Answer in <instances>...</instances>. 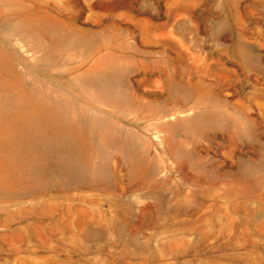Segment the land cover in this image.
<instances>
[{
	"label": "rangeland",
	"instance_id": "374dc122",
	"mask_svg": "<svg viewBox=\"0 0 264 264\" xmlns=\"http://www.w3.org/2000/svg\"><path fill=\"white\" fill-rule=\"evenodd\" d=\"M0 264H264V0H0Z\"/></svg>",
	"mask_w": 264,
	"mask_h": 264
},
{
	"label": "bare ground",
	"instance_id": "6f19581e",
	"mask_svg": "<svg viewBox=\"0 0 264 264\" xmlns=\"http://www.w3.org/2000/svg\"><path fill=\"white\" fill-rule=\"evenodd\" d=\"M19 98V97H18ZM22 108H24V110L26 112H28L29 114L31 112H37V107L35 105V103L29 99L26 100L22 106ZM53 112H51L52 114ZM49 114V115H51ZM54 115V114H52ZM69 124V122H68ZM101 127V126H100ZM67 128V127H65ZM107 129V128H106ZM109 129V128H108ZM66 130V129H65ZM70 131V130H69ZM105 133V132H103ZM113 133V132H112ZM101 135V133H100ZM69 137L73 138L74 134L72 131H70L69 133ZM108 138V137H107ZM75 139V138H74ZM105 139V138H104ZM109 139V138H108ZM77 141V140H76ZM116 142V141H115ZM106 146V145H104ZM108 147V146H107ZM101 148V147H100ZM86 164H83L82 159L78 156L77 150L76 148L70 147V149L66 152V154L64 155V161H63V166L65 167V169L67 170L69 176L71 178H75V177H84L87 174V169L85 168ZM95 173V172H94Z\"/></svg>",
	"mask_w": 264,
	"mask_h": 264
}]
</instances>
